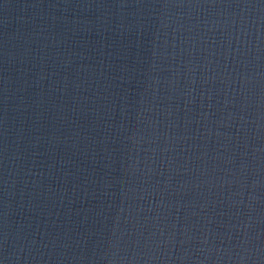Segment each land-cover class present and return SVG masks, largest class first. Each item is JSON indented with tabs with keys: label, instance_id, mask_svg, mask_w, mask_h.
<instances>
[{
	"label": "water",
	"instance_id": "95a60500",
	"mask_svg": "<svg viewBox=\"0 0 264 264\" xmlns=\"http://www.w3.org/2000/svg\"><path fill=\"white\" fill-rule=\"evenodd\" d=\"M0 264H264V0H0Z\"/></svg>",
	"mask_w": 264,
	"mask_h": 264
}]
</instances>
